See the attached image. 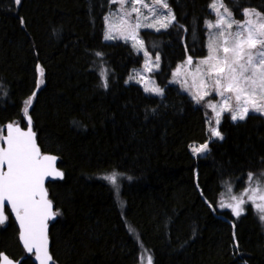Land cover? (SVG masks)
Wrapping results in <instances>:
<instances>
[{
	"label": "trees",
	"instance_id": "1",
	"mask_svg": "<svg viewBox=\"0 0 264 264\" xmlns=\"http://www.w3.org/2000/svg\"><path fill=\"white\" fill-rule=\"evenodd\" d=\"M167 2L174 24L139 31L149 57H160L149 72L163 89L157 97L126 83L143 54L103 41L109 0H0V137L6 123L25 126L28 107L40 151L56 155L63 172L46 185L58 213L48 225L53 264H138L141 251L152 264H264V224L252 204L239 218L220 207L228 187L240 195L249 173L264 172V117L233 122L224 113L223 139H211L206 111L170 83L179 64L206 55L211 0ZM225 3L237 20L246 8L264 14V0ZM113 172L117 195L103 179ZM5 214L0 253L34 264Z\"/></svg>",
	"mask_w": 264,
	"mask_h": 264
},
{
	"label": "snow or ice",
	"instance_id": "2",
	"mask_svg": "<svg viewBox=\"0 0 264 264\" xmlns=\"http://www.w3.org/2000/svg\"><path fill=\"white\" fill-rule=\"evenodd\" d=\"M111 2L122 9L119 12L120 22L119 25L109 23L104 39H123L126 43L131 41L133 49L144 54V72L158 70L160 57L157 56L155 61L151 60L144 41L140 38L139 29L147 27L160 31L174 24L176 18L167 0H152L151 3L147 0ZM15 3L19 5L21 0H15ZM209 7L215 20L205 21L209 34L208 55L195 62L194 66L191 57L185 62L193 85L198 82L199 86L193 91L185 80L182 87L197 104L212 92L220 97L219 101H209L206 106L212 110L216 124V127H210L211 135L222 140L219 124L224 113H230L233 122L244 121L253 112L264 115V14L246 8L242 13L245 19L237 20L225 0H211ZM144 10L150 13V17L145 16ZM160 10H163V14ZM141 17L151 18V22L144 24ZM106 19L111 20L110 17ZM183 68L184 65L173 73L172 82H180L175 77ZM37 71L41 77L37 85L39 87L43 83L44 73L39 65ZM101 79L104 81L103 86L107 88L106 72L101 74ZM133 80L141 83L145 81V77L139 73L132 74L126 83ZM144 91L156 96L163 95V90L155 85L154 80L145 82ZM25 103L31 106L32 97ZM24 114L28 116V107H25ZM28 124V131H21L18 126L9 124L8 135L2 137L7 147H0V225L7 220L4 213L7 202L19 222V238L24 248L28 252L35 250L40 264H48L51 257L47 250L46 221L58 213L52 211V205L46 199L44 179L47 176L62 178L63 174L53 166L55 157L41 155L31 131L30 117ZM207 150V143L192 148L195 155L203 154ZM5 165L6 171L3 170ZM117 176L113 172L105 175L103 179L115 188L118 185ZM247 180L248 187L240 195L231 196L229 203L221 202L220 207L229 209L233 216L239 218L246 212L245 205L251 203L259 214V220L264 224V172L259 175L249 173ZM233 239L235 241V235ZM0 264H12V261L0 255ZM147 264H152L150 257Z\"/></svg>",
	"mask_w": 264,
	"mask_h": 264
},
{
	"label": "rangeland",
	"instance_id": "3",
	"mask_svg": "<svg viewBox=\"0 0 264 264\" xmlns=\"http://www.w3.org/2000/svg\"><path fill=\"white\" fill-rule=\"evenodd\" d=\"M110 3L112 4V8L106 13V15L104 16V36H105V33L107 31V28H108V25L109 23H112L114 25H119V12L122 11V9H120V6L118 4H115V3H112L111 0H109ZM147 2L151 3L152 0H147ZM209 10L211 11L210 7H209ZM163 14V10H160ZM144 14L145 16H149L150 17V13L147 12V10H144ZM111 18V20H107L106 18ZM141 21L142 23L144 24H147V23H150L151 22V18L150 19H144V17H141ZM214 21V20H213ZM141 30H150V31H156L154 28H147V27H141L139 29V31ZM161 30H164V29H161ZM160 30V31H161ZM215 31V30H214ZM104 36H103V41L104 42H114V41H123L125 42L123 39H115V40H105L104 39ZM126 43V42H125ZM208 43H209V34L207 33V36H206V42H205V48H206V55L205 57H207L208 55ZM127 44H129L131 47H132V44H131V41L127 42ZM133 48V47H132ZM142 53V52H140ZM143 54V53H142ZM143 57H144V54H143ZM204 57V58H205ZM188 59V58H187ZM203 58H200V59H196L195 61H193V66L195 65V62L201 60ZM152 61H155V59H151ZM187 61V60H186ZM144 63H145V57L143 58V62H142V66L140 68H137V69H133L130 73V75L132 74H136V73H139L140 75L144 76L145 77V81H142L141 83H138L141 88L144 90V85H145V82L146 81H151L153 80L150 76H149V72H144L143 70V67H144ZM182 65H184V68L181 70V72L178 74L177 77H175V79L179 80L180 82H177V83H174L172 82L174 80V77H173V73L177 71L178 68H180ZM172 75H171V78H170V83L172 85H176L179 90L188 95L191 99V95H189V92L188 91H185L184 90V87H182V84L184 83L185 80H187V86L192 89L193 91H195V88L199 86L198 82H197V85H193V81H192V78L191 76L189 75V72H188V68H187V65L185 63H182V64H179L176 69H174ZM129 75V76H130ZM129 78V77H128ZM139 77L137 76V79ZM132 82H135V80H133ZM136 83V82H135ZM148 86H151V84H149ZM163 90V89H162ZM157 97H161V96H157ZM193 100V99H192ZM220 100V97L217 96L215 94V92H212L211 95L207 96L205 98L204 101H202L200 104H197L194 100V102L196 103L197 106H200L202 107L206 112V116H207V128H208V131L210 133V136H211V139H218L216 137H213L211 135V131H210V127H216V124H215V120L213 118V112L211 109H209L206 104L207 102L211 101L213 103L217 102ZM255 113V112H253ZM256 114H259V113H256ZM261 115V114H260ZM264 117V115H262ZM211 122V123H210ZM1 138V137H0ZM109 175V174H108ZM118 178V177H117ZM113 186V185H112ZM118 186V185H117ZM114 187V186H113ZM116 187V186H115ZM248 187V186H247ZM246 187V188H247ZM114 189V192L115 194L117 195L118 194V190L113 188ZM234 188L233 186L232 187H228L227 188V192H226V195L227 196H232L233 195V191ZM242 193V192H241ZM251 204V203H249ZM246 206V205H245ZM148 258H149V255L144 252V251H141L140 254H139V257H138V264H147V261H148Z\"/></svg>",
	"mask_w": 264,
	"mask_h": 264
},
{
	"label": "water",
	"instance_id": "4",
	"mask_svg": "<svg viewBox=\"0 0 264 264\" xmlns=\"http://www.w3.org/2000/svg\"><path fill=\"white\" fill-rule=\"evenodd\" d=\"M28 119H29V116H26V117H25L26 122H25V126H24V127L20 126L19 124L6 123L5 126H4V129H3V135H2V137H6V136L8 135V127H7V126H8L9 124H12L13 126H18V127L21 129V131H28V129H29ZM31 131L34 133V131H33V129H32V125H31ZM2 137H1V139H0V147H2V148H6V147H7V144L4 142V140L2 139ZM34 138H35V133H34ZM35 143H36V145H37L36 138H35ZM37 147H38V145H37ZM38 148H39V147H38ZM39 150H40V149H39ZM40 153H41V155H47V156L55 157L56 159H55V161H54V165H53V166H54V168H55L57 171H59V172H61V173L63 174L62 170L58 167V157H57L56 155L48 154V153H42L41 151H40ZM3 170H4V171L7 170L6 165L3 167ZM62 178H63V177H62ZM62 178H60V177L47 176V177H45V179H44V190H45V192H46V199L51 203V205H52V202H51V201L49 200V198H48V191H47L46 185H47V183L50 182V181L60 180V179H62ZM5 209L8 210L10 216L12 217V219L14 220V222H15L17 228H18V239H19V244H20L21 248L23 249V251L25 252V254H26L27 256L32 255V261H33L34 264H40V262L36 259L35 250H33L32 252H28V251L24 248V246H23V242H22V241L20 240V238H19V235H20V226H19V222L16 220V218H15V214L12 212V209H11L10 205L7 204V202H5L4 210H5ZM52 211L54 212L53 205H52ZM4 213H5V212H4ZM56 216H57V215H55L54 218H52V219L46 221V223H47V229H46V232H47V250H48V255L51 257V259L49 260L48 264H53V259H52V256H51L50 252H49L48 225H49L50 222H52V221H54V220L56 219ZM0 255H2V256H6L9 260L12 261V264H21V262H22V260H23V257H20V258H18V259L10 258L8 255H6V254L3 253V252L0 253Z\"/></svg>",
	"mask_w": 264,
	"mask_h": 264
},
{
	"label": "flooded vegetation",
	"instance_id": "5",
	"mask_svg": "<svg viewBox=\"0 0 264 264\" xmlns=\"http://www.w3.org/2000/svg\"><path fill=\"white\" fill-rule=\"evenodd\" d=\"M4 212H5V210H4ZM6 215V214H5Z\"/></svg>",
	"mask_w": 264,
	"mask_h": 264
}]
</instances>
